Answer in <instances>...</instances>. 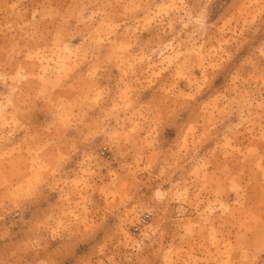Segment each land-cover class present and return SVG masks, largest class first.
Segmentation results:
<instances>
[{
  "label": "rangeland",
  "instance_id": "374dc122",
  "mask_svg": "<svg viewBox=\"0 0 264 264\" xmlns=\"http://www.w3.org/2000/svg\"><path fill=\"white\" fill-rule=\"evenodd\" d=\"M263 220L264 0H0V264H261Z\"/></svg>",
  "mask_w": 264,
  "mask_h": 264
},
{
  "label": "crops",
  "instance_id": "0c3cea01",
  "mask_svg": "<svg viewBox=\"0 0 264 264\" xmlns=\"http://www.w3.org/2000/svg\"><path fill=\"white\" fill-rule=\"evenodd\" d=\"M263 222H264V220H263ZM264 263V260H263V262H261V264H263Z\"/></svg>",
  "mask_w": 264,
  "mask_h": 264
}]
</instances>
